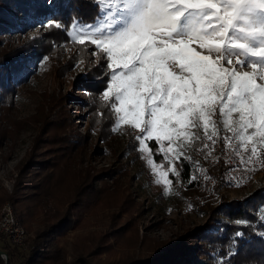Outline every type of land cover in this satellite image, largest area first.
Wrapping results in <instances>:
<instances>
[{
    "label": "trees",
    "instance_id": "obj_1",
    "mask_svg": "<svg viewBox=\"0 0 264 264\" xmlns=\"http://www.w3.org/2000/svg\"><path fill=\"white\" fill-rule=\"evenodd\" d=\"M101 13L100 0H53L50 5L41 0H0L1 117L13 108L16 85L28 79L31 67L36 66L41 57L56 55L57 45L71 41L74 26L94 25L101 19ZM49 22H53V25L58 22L63 27L46 26L42 34L39 31L34 35L29 34L31 28L42 23L48 25ZM78 47L82 50V57L89 59L86 55L89 46L79 44ZM73 59L75 60L74 57L67 58L64 64L55 69L56 73L63 75L64 66L73 65ZM99 61L97 65L85 66L87 73L84 80H80V77L72 79L77 85L83 84L88 94L85 101L55 91L46 95L48 111L56 109L54 116L52 119L45 117L42 122L26 161L19 165V175L13 191L7 193L3 190L0 193V206L5 200H9L25 229H30L32 223L41 217L40 226L33 232L31 246L18 264H58L60 255L63 254L59 244L60 237L75 228L85 207L87 209L92 206L119 207L121 213L111 217L113 234L118 237H122L121 233L129 234L128 237L121 238L125 240V245L130 246L132 241L138 240L140 247L149 253L141 256L119 253L112 246L102 247L100 236L94 238L95 244L89 250L85 249L79 239L76 242L75 256L66 264H264V236L261 235L264 233V186L256 187L241 198L219 197L214 205L205 210L206 220L203 225L191 228L170 240L157 241L151 238L152 242H149L147 235L139 236L136 223H133V206L125 200H112L116 198L108 193L105 185L99 189L92 187L91 179L95 175L107 173L110 176L114 169H102L94 175L88 170H75V173L81 175V181L74 189L69 186L72 195L62 200V185L65 181L63 174L69 166L77 164L81 153L79 150L82 151L83 142L90 132L96 134L105 150L119 141L127 142L120 151V156L142 164L138 160L140 144L135 139L139 133L131 132L132 129L126 126H117L111 100L103 99V92L110 83V75H105L107 63L106 59L101 62V54ZM68 98L84 105L88 114L85 135L75 134L77 129L66 104ZM213 118L217 119L215 114ZM12 127L0 126V140L12 134ZM216 132L213 136L212 132L202 134L195 129L189 144L178 149L179 175L174 177L176 183L184 184L190 178L195 157H201L204 152L205 140L211 137L219 142L221 137L234 138V133L227 129L216 128ZM116 133H119L120 138ZM221 169V165H217L209 170L214 173L211 174L218 184L221 182ZM123 171L126 172V169ZM114 176L113 184L118 180ZM127 198H130L128 194ZM190 198L193 200L192 195ZM121 220L125 221L124 226L119 224ZM237 233L241 235L237 236ZM8 243H4V248L0 250L7 254L6 264H16L17 250L9 240ZM103 253L106 254L105 257H102ZM0 264H5L1 255Z\"/></svg>",
    "mask_w": 264,
    "mask_h": 264
},
{
    "label": "snow or ice",
    "instance_id": "obj_2",
    "mask_svg": "<svg viewBox=\"0 0 264 264\" xmlns=\"http://www.w3.org/2000/svg\"><path fill=\"white\" fill-rule=\"evenodd\" d=\"M108 8L115 9L108 29L76 40L95 45L102 63L106 57L110 83L103 99L111 100L117 126L140 130L135 139L141 151L151 156L147 142L166 140L167 149L160 151L167 160L174 140L194 136L191 129L202 126L207 132L211 125L215 136L217 108L227 117L224 127L242 144L245 136L254 145L264 144V83H257L264 80V0H116ZM233 55L244 57L235 61L239 66L252 58L259 74L225 67ZM251 152L257 154V147ZM148 163L168 192L169 175H179L176 168L164 171L163 165Z\"/></svg>",
    "mask_w": 264,
    "mask_h": 264
},
{
    "label": "rangeland",
    "instance_id": "obj_3",
    "mask_svg": "<svg viewBox=\"0 0 264 264\" xmlns=\"http://www.w3.org/2000/svg\"><path fill=\"white\" fill-rule=\"evenodd\" d=\"M257 2H260V0H257ZM114 3H116V0H100L102 8L101 19L92 25L91 28L74 26L71 32V41L57 45L58 53L56 55L41 57V60L36 62V66L31 67L28 79L16 85L13 108L5 116H0V126H3V128L13 126L10 130L12 134L8 135L4 140H0V193L3 190H6L7 193L13 191L19 175V165L26 161L28 152L31 150L42 122L45 117L52 119L54 116L56 109L48 111L46 95L55 91L60 92L61 95L70 94L76 98L83 99V101L88 98L83 84L79 83L77 85L72 82V79L73 77H80V80H84L85 73H87L84 69L85 66L99 64V55L101 53L96 49L95 45H91L86 41L85 44L89 46L86 55L89 56V59L83 58L81 55L82 50L78 47L80 43L76 40V36L88 33L99 34L101 31H106L108 26L113 23V13L115 11V9H109L108 5ZM46 26V23L35 26L30 29L29 34L34 35L38 31L39 34H42L45 32ZM69 57L75 58V60L73 59V65H65L63 75H60L58 72L56 73L55 69H58L60 64H64ZM243 58L233 55L231 57L233 63L231 65L224 63V66L235 67L237 71L241 72L256 71L259 74V66L255 70L251 67L252 58H248V63L244 66H239L235 63L237 59ZM175 70L179 71L178 69ZM257 83H264V80L257 78ZM66 104L73 125L77 129L75 134H87L88 114L84 110V105L77 103L71 98L66 100ZM215 115L217 119L214 120L215 118L213 117L212 119L216 121V128L226 129L223 121L227 117L221 116L219 108H217ZM236 118L237 114L233 113V119ZM13 123L15 125H11ZM120 125L132 129L131 132L134 133H139L140 131L133 129L127 124ZM195 129L200 130L202 134L213 132L211 125H209L207 132L202 126ZM195 129H191L190 131L193 133ZM250 132L251 130H249ZM116 135L120 138L119 133H116ZM190 137L184 136L178 143L174 140L172 147L175 151L169 153L167 160L160 149L166 150L168 141L165 140L162 145L158 144L155 139L148 141L147 147L153 149V155L151 156L147 151H141V146L139 145L141 153L138 160L142 162L140 164L138 161L132 162L120 156V151L127 145V142L119 141L118 143H114L112 148L110 147L108 150H105L104 144L97 139L96 134L90 132L89 135L87 134L86 141L83 142L82 151L79 150L81 153L78 156L77 164L69 166L65 170L66 173L63 174V180L65 179V181L62 185L64 190L62 192V200L70 198L72 195V190L69 186H73L74 189L81 181V175L75 173V170H88L90 174L94 175L102 169H114V172L110 176H107V173H102L100 176L95 175L91 179L92 187L99 189L105 185L108 193L113 194V198H116H111L112 200H116L117 202H120V199L122 201L125 200L127 204L133 206V223H136L139 236L147 235L150 242L151 238L157 241L170 240V238L182 235L191 228L203 225L206 220L205 210L210 205H214L219 200V197H223L224 199L241 198V196L250 193L256 187L264 186V174L257 175L245 184L237 187H224L223 190L218 187L216 194L206 195L201 191L199 193V200H192L190 197L194 193L193 190L187 189L183 183H176L174 180L175 174H170L168 179L172 183L169 191L165 192L164 185L156 182L157 175L153 172L152 165L148 161L151 159L157 166L163 165L164 171H168L171 167H175L177 171L178 149L185 144H189ZM232 139L237 143L241 141L237 133H234V138ZM244 140H247L246 136ZM250 142L253 144L252 141ZM254 146L264 151V144H260L258 140ZM95 148L99 150H94ZM68 164H70L69 161ZM215 167L213 165L211 169ZM124 169H126V172L123 171ZM113 176L114 179H118L114 184L112 182ZM104 181L106 184H104ZM219 184L218 186L221 185ZM127 194L130 198H127ZM192 201H196L197 203ZM5 202L11 203L9 200H5L3 203ZM135 208L137 209L134 211ZM81 213V220L76 224L75 228L60 237L59 244L63 249V254L61 253L58 264H66L67 261L75 256L76 242L79 239L82 240L85 249L89 250L95 244L94 238H99L100 236H102L100 241L102 247L112 246L119 253L135 256L149 253V251H145L144 248L140 247L138 240L132 241L130 246L125 245V240L121 238H126L129 234L124 235L121 233L122 237L113 234L112 228L114 225H111V217L116 213H121L119 207L110 206L102 208L92 206L87 209L85 207V210ZM40 219L41 217L36 222H33L30 229L23 227L27 232L26 244L20 247L15 246L17 250L16 264L27 254L31 246L32 237L34 236L33 232L40 226ZM119 224L124 226L125 221L121 220ZM4 243H8V240L0 233L1 250L4 248ZM152 244L150 243V245ZM105 255L103 253L102 257H105Z\"/></svg>",
    "mask_w": 264,
    "mask_h": 264
},
{
    "label": "built area",
    "instance_id": "obj_4",
    "mask_svg": "<svg viewBox=\"0 0 264 264\" xmlns=\"http://www.w3.org/2000/svg\"><path fill=\"white\" fill-rule=\"evenodd\" d=\"M254 145L244 140L242 144L229 137H221L219 142L208 138L203 143L204 152L201 157H195L190 178L183 184L187 189L193 190L192 197L199 200L200 192L207 194L217 193L227 187H237L245 184L251 178L264 174V151L257 148L253 155L251 149ZM221 165V185L209 171L211 167ZM0 233L11 244L25 246L27 232L14 213L11 203L5 202L0 207ZM5 259L6 255L0 254Z\"/></svg>",
    "mask_w": 264,
    "mask_h": 264
},
{
    "label": "water",
    "instance_id": "obj_5",
    "mask_svg": "<svg viewBox=\"0 0 264 264\" xmlns=\"http://www.w3.org/2000/svg\"><path fill=\"white\" fill-rule=\"evenodd\" d=\"M4 252L3 251H1L0 250V254H3ZM5 254V253H4ZM6 255V254H5ZM6 262H7V255H6V257H5V264H6Z\"/></svg>",
    "mask_w": 264,
    "mask_h": 264
}]
</instances>
